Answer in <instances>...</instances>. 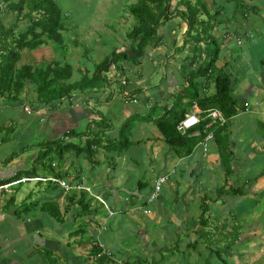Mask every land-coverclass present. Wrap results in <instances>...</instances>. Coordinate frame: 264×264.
Here are the masks:
<instances>
[{"label": "crops", "instance_id": "obj_1", "mask_svg": "<svg viewBox=\"0 0 264 264\" xmlns=\"http://www.w3.org/2000/svg\"><path fill=\"white\" fill-rule=\"evenodd\" d=\"M247 3L253 8L245 15L224 11L219 17L220 25L216 28L219 33L216 35L214 32L220 44L217 67L225 68L232 76L231 95L237 108V113L226 121L225 126L219 127L223 132L216 133L214 129L213 139L206 146L203 145V139L189 155L178 157L163 141L153 122L136 121L128 137L130 143L123 150L107 151L103 147H106L107 142H103L96 148L93 163L85 158V154L76 156L73 151L65 152L61 159L52 156L51 165L59 177L39 166L31 178L22 177L20 184L1 185L0 264H43V253H52L57 264H117L119 259L126 264H141L143 260L144 264H252L258 259L264 261V3H260V0H248ZM0 15L1 25L5 29L13 28L14 35L28 25V21L17 12L7 9L2 10ZM178 20L172 19L160 33L162 40L171 37L173 44L176 41L175 48L179 47L177 44H180L186 29V25L182 22L178 24ZM62 25V39L64 31L72 33L76 27L73 23L70 26ZM94 25L83 29V41L89 39L90 30L96 28ZM174 27H178L179 32ZM165 28L168 32L164 31ZM256 32H260L262 37L254 42V37L251 39L250 35H256ZM235 38H241L242 44L238 45L235 41L237 45L232 47L230 43ZM247 41L251 42L248 46ZM83 43L73 41L72 50L68 54L66 52L64 57L56 58L54 48L58 45L46 41L32 53L21 51L17 66L35 67L36 62L42 64L44 61L71 65L72 57L69 56L78 53L80 46L83 47L81 52L90 53L92 46L105 45L97 41L94 44ZM62 47L65 53L64 40ZM175 48L174 45L171 47L170 58L164 62L170 72L176 66L179 74L177 79L165 76L166 84L147 87L142 77L138 76L139 80L133 81L126 79L124 74L121 76L123 82L115 79L100 91L74 93L71 98L52 104L50 109L42 108L32 114L23 111L24 107L32 108L34 105L35 100L28 101L32 97L35 99L32 86H25L18 100L0 98V131L5 128L10 131L18 123L23 125L15 135L16 141L22 142L18 146L21 157H15L13 152L0 159V182L10 179L19 171H26L22 169H27L30 164L32 169L46 143L63 138L64 141L80 145L92 134L103 132L95 121L100 120V124L105 118L95 109H104L105 105L112 102L107 97L112 85L123 87L121 93L124 103L119 113L118 110L114 112L117 114L115 126L110 119H105V128H102L105 130L101 134L104 135L103 141L116 140L120 126L135 114L144 116L145 109L155 107L157 97L166 98L167 104L172 105L170 95L182 85L180 66L187 53H175ZM158 49L160 47L149 51L156 53ZM181 54L180 64L171 62ZM151 55L154 54L147 53V59L151 58L154 63L155 57ZM142 67L141 62L135 69L140 70ZM212 85H209L208 94L213 93L209 91ZM101 93L100 97L96 96ZM152 94L156 97L152 98ZM139 101L144 106L138 104L140 107H137L136 102ZM126 104L130 105L132 112L128 106H124ZM163 109L161 105V114ZM192 114L201 121V110L193 107L185 116ZM35 121L46 122V125L40 130V140L31 146L25 141L27 136L32 135ZM81 123H84V130L78 132ZM145 124L151 125L153 129L146 132ZM68 131H76L82 136L79 139L63 137ZM133 132H140L135 141L132 140ZM144 132V137L152 133L154 138H139ZM193 134L197 135L195 132ZM221 136V146L218 147L216 139L220 140ZM6 143L0 144V149ZM219 149L224 153L231 150V158L227 160L228 170L224 167ZM161 176H166L168 180L162 185L157 198L148 203L147 198ZM49 178L63 180L69 189L65 190L46 180ZM88 181H97L95 188L88 185ZM25 183H35L36 188H29V192H24L22 199H18ZM82 188L90 190L86 191L89 208L80 216L77 198L74 201L68 198L71 194L79 196L80 192H85ZM229 189H237L240 193L232 194ZM125 190L132 192L123 194ZM36 194L39 195L38 200L28 203V199ZM11 197L14 202L8 206ZM202 201L208 206L204 225L199 223ZM44 202L58 204L63 219L60 223L63 225L68 222L66 229H54L49 224L47 215L40 209ZM28 205L30 211L36 210L38 213L34 221L23 214L15 215L20 207ZM143 210L148 213L144 214ZM254 213L255 218L252 217ZM227 240L229 246L222 250ZM236 246L239 248L235 249ZM100 252L104 253L96 258ZM245 258L249 261L246 262Z\"/></svg>", "mask_w": 264, "mask_h": 264}, {"label": "trees", "instance_id": "obj_2", "mask_svg": "<svg viewBox=\"0 0 264 264\" xmlns=\"http://www.w3.org/2000/svg\"><path fill=\"white\" fill-rule=\"evenodd\" d=\"M247 1L211 0L210 6L208 0H137L126 7L127 14L134 20L125 35L128 43L127 49L113 50L108 57L93 67L91 74L86 70L81 73L79 80L69 82L73 75V68L66 62L52 61L35 67L17 66L21 59V51L25 49L33 50L46 41L62 47L63 39L60 33L63 29L62 14L57 3L54 0H18L17 2L4 0L5 8L17 12L22 19L28 21V25L22 32L14 35L13 28L5 29L0 23V98L18 100L25 86H32L35 92L34 111L42 108L50 109L52 104L69 99L74 93L85 94L107 88L110 85L107 74L112 68L117 69L123 76L124 67L135 68L141 64L142 60L147 57V49L154 50L163 45L159 30L174 18H179L186 25L180 41L181 45L175 48L176 41L173 44L174 52L187 53L180 66L182 85L170 95L172 105L169 108L163 107L161 115L156 118L151 116L152 114L131 116L120 126L118 137L114 141L108 139L103 141L104 135L101 134L105 130L102 128H105L106 123L103 121L100 128L103 132L92 134L91 138L85 139L80 145L64 141L63 138L46 143L32 169L17 172L10 179L1 181L0 186L14 182L20 184L22 177L31 178L39 166L59 177L58 173H54L51 165L52 156L61 159L65 152L73 151L76 156L85 154V158L93 163L92 158L96 148L103 142L109 144H106V147L103 146L107 151L123 150L130 143L128 137L136 121L153 122L163 141L178 157L189 155L208 133L213 134L214 129L217 130L216 133L223 132L222 128L225 125H212L207 129L208 120L205 119L206 111L211 109L219 110L226 120L237 113L231 95L232 76L225 68L217 67L220 44L214 32L220 25L219 17L224 11L232 14H247L253 8ZM229 4L233 6V12L229 10V7L226 8ZM7 40L10 41L7 42ZM211 83H213L214 91L208 94L207 90ZM193 107L201 110L199 115L201 121L182 134L177 130V125L184 119L186 112ZM151 110L154 111L153 108ZM194 132L197 135H194ZM81 136L82 134L76 131H68L63 137L79 139ZM221 140L222 136L220 140L216 139L218 147L221 146ZM219 154L223 159L224 167L228 170L227 160L231 158V150L228 149L227 153H224L219 149ZM47 158L50 160L47 161ZM37 163L39 164L36 166ZM229 192L240 193L237 189H229ZM87 194L83 191L79 193V196L71 194L68 198L69 201L77 198L76 204L80 216H83L89 208L86 200ZM13 202L14 198L11 197L8 206ZM20 208L15 212L16 216L30 211V205ZM40 209L47 217L57 222L63 220L57 203L44 202ZM200 211L199 223L204 225L208 213L205 201L200 204ZM94 250L98 251L95 248ZM41 257L48 264H57L52 253H43Z\"/></svg>", "mask_w": 264, "mask_h": 264}, {"label": "rangeland", "instance_id": "obj_3", "mask_svg": "<svg viewBox=\"0 0 264 264\" xmlns=\"http://www.w3.org/2000/svg\"><path fill=\"white\" fill-rule=\"evenodd\" d=\"M55 1L57 2L58 6L60 8L61 14L63 16L62 17V23L65 26H70V25H72V23L76 26L72 29L73 30L72 33L71 32L67 33L66 31H64L62 33L63 40H64V46L66 48L65 53L62 52L63 48H60L59 45L56 46L55 48L53 47L54 48V55L56 56V58H59V56H60V58L64 57L66 55V52L68 54L72 50L71 45H72L73 41H77L80 44L83 42H85L86 44H90V42H93V44H94L95 41L100 42V44H101V42L103 44H105L104 46H101V47L92 46V52H90V53L89 52L88 53L81 52V51H83V47L80 46L78 53H74V54H71L69 56V58L72 57L71 58V62H72L71 66L73 67V75H72V78L70 79L69 82H74V81L79 80L81 77V73H83L86 70L89 72V74H91L93 67L97 63L101 62L106 57H108L113 50L118 49L121 51L123 48L127 49L128 43H127L125 35L130 30L132 24L134 23V20L132 19V17L130 15L127 14L126 7H127V5L132 4V3L136 2L137 0H55ZM210 1L211 0H208L209 5L211 4ZM260 3H264V0H260ZM228 7H229V10H231L233 12V6L231 4H229V6L227 5V9H228ZM1 8H3L2 10H7L5 8V5H4V0H0V9ZM178 22H179L178 24H180L181 20L180 21L178 20ZM93 24H95L94 25V27H96L95 29L102 30V32L101 31L98 32V30L91 29L90 30L91 36L86 41H83L82 40V39H84L83 38L84 37L83 29L85 27L89 28ZM104 25L105 26L107 25V27L104 28L103 27ZM165 25H167V23ZM174 28H176V27H174ZM176 30L177 31L179 30L178 27L176 28ZM162 31H163V27L160 28L159 34ZM164 31L168 32V29L165 28ZM218 31L219 30L216 29V31H215L216 35L219 33ZM177 34H179V33H177ZM253 35L251 34L250 38L252 39V37H254V39H253L254 42H257L262 34L260 32L259 33L256 32V35L254 33H253ZM163 39H164L163 45L160 47V49L157 50L158 53L157 52L155 53V51H149V49H147V53L154 54L151 56L153 58L155 57L156 62L154 61V63H153V60L151 58L150 59H147V57L144 58L142 60V65H143L142 68H144V70H142V68H140V70H138V69H135L134 67L129 68L128 66H126L127 68L125 67V73H124L126 79H129V80L132 79L133 81H136V80L138 81L139 80L138 76H140V77H142L143 82H144V80L146 81L147 87H150L152 85L155 86V84H166L165 76L175 77V79H177L178 74H179V69L176 68V66H174L175 67L174 70L172 72H170L169 66L166 65L164 62L165 60H168L170 58L169 54L171 51V47L173 46V41L172 42L170 41L171 37L163 38ZM85 43H83V44H85ZM231 43H233L234 45H232ZM231 43H230V45L232 47H235V45H237L234 39L231 40ZM250 43L251 42L249 41L247 43V46ZM180 44H177V46H180ZM244 47H245V44L242 46V48H244ZM35 50L36 49H34V50L25 49V51H28L30 53H32ZM237 51H239V49H237ZM182 55L183 54H181L178 57V59H173L171 62L176 64V65L180 64V60H181L180 57H182ZM29 59L32 60L31 57H29ZM86 59H89V60H86ZM34 60H36V59H34ZM28 63L31 64L32 62L28 61ZM44 63H46V61H44ZM248 63L250 64L251 62H248ZM32 64H34V63H32ZM38 64H40V63L36 62L34 65L36 66ZM119 73L120 72H118L117 69L112 68L110 70V72H108L107 77H108V79H110V81H115V79H121L120 81L123 82L124 79L121 77L122 75ZM133 81L129 82V83H133ZM178 81L179 80H177V82ZM116 83L118 84L119 82L116 81ZM111 87L112 88L114 87L113 88L114 91L112 90V88L109 87V91H107L108 92L107 97H109L110 101H112V102L108 105H105L106 108L101 109V110L95 109V111H96V113L98 112L99 115L103 116L106 120L110 119L113 126H115L116 122H114V121L116 120L115 117H117V114L115 115V113H116L115 110H118V113H119V111L123 109V103L124 102H123L122 93H121V89L123 87L120 86L117 88V86H115V85H112ZM155 90H156V88H155ZM209 91H211V92L214 91L213 85L211 86V89ZM162 94L166 95L164 92H162ZM100 95H102V93L96 94V96H98V97H100ZM155 97H156V95L152 94V98H155ZM33 100H35L33 97L28 99L29 102H32ZM156 101H158V102H157V104H155V107L153 106L154 111L152 112V110H146L145 109L143 112L144 116L147 114H150V115L152 114L154 117H157L158 115L161 114V111H160L161 105H162V107H168V108L171 107V103L167 104L166 98H164V100H163V99H158V97H157ZM138 104H140L141 106H144L141 101L136 102L137 107L138 106L140 107V105H138ZM119 106L121 108H119ZM124 106H128V110L130 112H132L130 105L126 104ZM30 109H32L34 111V106H32V108H30ZM23 111H24V109H23ZM153 113H155V114H153ZM0 119H1V116H0ZM105 119H104V121H106ZM38 122L35 121V123H34L35 129L31 130L32 135L27 136V139L25 141L26 144H29L32 146L34 144H37V141L40 140V138H38V136H39L40 130L45 127L46 122L45 123L44 122L38 123ZM95 122H97V125H99V128H101L102 123L99 124L100 120H97ZM21 126H23V125H20L18 123L16 126H13L12 130H10V131H8L7 128L0 131V144L7 142L0 149V159H2L5 156H8L10 153H13V152L16 154L15 157H21L20 150H19L18 146L22 142L16 141V138H15V135L20 132ZM135 126H136V124H135ZM15 129H16V132H15ZM149 129H153L152 126L145 124V131L149 132L150 131ZM83 130H84V123H81V125H80V127H78L77 131L81 132ZM144 134H145V132L139 138H143V139L154 138L152 136V133H147L148 135H145V137H144ZM139 135H140V132H133L132 133V140L133 141L137 140ZM13 137H14V139H13ZM48 160H50V158H47V161ZM76 163H78V161H76ZM23 165L25 166L26 164L23 163ZM31 166H32V164L28 165L27 169H30ZM24 168L25 169H22V170H27L26 167H24ZM87 175H88V173H87ZM142 180H143V178H142ZM147 183L150 185L149 181H147ZM42 184L45 185V183H42ZM87 184L90 185L92 188H95L97 181H88ZM34 185H35V183L23 184L21 187L22 190L20 189L21 191H19L18 199H22L23 193L24 192L28 193L29 188L35 189L36 187ZM129 192H132V191L125 190L123 194H129ZM38 198H39V195L36 194L31 199H28L27 202L33 203V202H35V200H38ZM0 202L2 203L1 198H0ZM37 214L38 213L35 210V211L24 212L23 216L26 215V217H28L29 219H32V221H34L36 219ZM252 217L255 218L256 214L254 213L252 215ZM47 219H48L49 224H51V226H53L54 229H57V228L66 229L68 226V224H67L68 222H66L62 225L60 222H57L54 219H51L49 217ZM261 219H262V217H260V220ZM258 223H259V219H258ZM51 226H48V227L51 228ZM75 228H76V226L73 229H75ZM230 238H231V244H232V236ZM227 239H228V237H227ZM228 243H230L228 240L225 241L226 246H223L221 249L223 250L224 248H228V246H229ZM209 245H211V244H209ZM212 248H214V246ZM236 248H239V247L236 246L235 249ZM245 260H246V262L249 261L248 258H245ZM142 262H141V264H144V262L143 263ZM230 263L227 262V264H230ZM43 264H48V263L43 262ZM241 264H243V263H241ZM252 264H264V261L263 260L260 261V259H258L257 262L254 261V262H252Z\"/></svg>", "mask_w": 264, "mask_h": 264}, {"label": "built area", "instance_id": "obj_4", "mask_svg": "<svg viewBox=\"0 0 264 264\" xmlns=\"http://www.w3.org/2000/svg\"><path fill=\"white\" fill-rule=\"evenodd\" d=\"M3 8H1L0 11H2ZM235 41L237 42L238 45L242 44V39L241 38H239V39L235 38ZM24 111L27 114L34 113V111L32 109H30L29 107H24ZM205 119L208 120L207 124H206V128L207 129L210 128L212 125L223 126V125L226 124V121H227L226 118L223 116V114L217 109H211V110L206 111ZM199 123H200V120H199V118L196 115H194V114L186 115L185 119L180 121V123L177 125V130L180 133L184 134L187 130H189L190 128L198 125ZM212 139H213V134L212 133H208L206 135V137L204 138V140H203V145L206 146L207 142L211 141ZM46 180H48V181H50L52 183L58 184L59 186L63 187L65 190L69 189V186L63 180H59L57 178H49V179H46ZM167 180H168V178L166 176H161V177H159L157 179L152 193L147 198V202L148 203L154 201L157 198L158 193L160 192V189H161L162 185L164 183H166ZM82 189L87 191V192H90V190L88 188H82ZM95 198L98 199V197H95ZM143 213L147 214L148 211L147 210H143ZM103 253L104 252L98 253L96 255V258L101 257ZM116 263L117 264H126L124 261H122L120 259Z\"/></svg>", "mask_w": 264, "mask_h": 264}]
</instances>
